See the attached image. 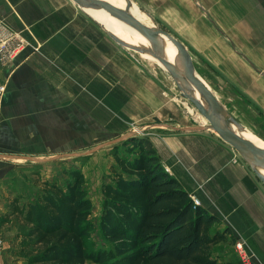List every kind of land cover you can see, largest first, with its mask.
<instances>
[{
	"label": "crops",
	"instance_id": "crops-1",
	"mask_svg": "<svg viewBox=\"0 0 264 264\" xmlns=\"http://www.w3.org/2000/svg\"><path fill=\"white\" fill-rule=\"evenodd\" d=\"M196 2L201 11L209 13L210 9L215 24L233 45L227 60L219 62L227 78V101L210 90L237 128L264 144V0ZM0 23L28 42L10 68L0 66V86L5 90L0 123L2 215L13 194L12 181L19 176L15 172L19 167L10 160L24 159L37 150L30 142L32 135L42 134L40 128L47 119L52 120L51 126L58 120L44 112H53L58 104L83 101L85 95L77 94L73 84L78 79L100 87L96 94L114 93L123 97L120 101H132L133 118L148 119L139 129L159 163L191 198L218 218L220 229L228 228L235 241L242 240L264 264V184L257 177L260 175L199 116L197 122L187 117L178 122L164 120L171 109L151 92H156L155 86L144 85L145 75L136 63L128 57L125 60L123 50L90 14L70 0H0ZM129 95V100L124 99ZM161 108L158 117L153 115ZM68 135L74 142L75 132ZM17 194L32 198L29 193ZM17 226L11 221L6 229L2 264H26L15 238ZM224 245L233 249L229 263H238L234 246Z\"/></svg>",
	"mask_w": 264,
	"mask_h": 264
},
{
	"label": "trees",
	"instance_id": "trees-1",
	"mask_svg": "<svg viewBox=\"0 0 264 264\" xmlns=\"http://www.w3.org/2000/svg\"><path fill=\"white\" fill-rule=\"evenodd\" d=\"M123 148L126 156L113 150V184L102 186L104 248L87 243L96 228L79 171L65 186L41 182L34 200L9 199L2 223L17 221L15 238L26 264H223L214 251L234 246L229 229H220L218 218L164 169L147 140L136 138Z\"/></svg>",
	"mask_w": 264,
	"mask_h": 264
},
{
	"label": "rangeland",
	"instance_id": "rangeland-1",
	"mask_svg": "<svg viewBox=\"0 0 264 264\" xmlns=\"http://www.w3.org/2000/svg\"><path fill=\"white\" fill-rule=\"evenodd\" d=\"M186 1L189 7L184 5L186 3L185 0H176L174 3L173 0H129L130 4H127L125 0H117V3L115 2L111 5L127 13L129 12L145 26L160 28L182 42L189 50L194 71L207 84L209 89L215 93L217 98L226 102L228 96L227 78L220 69L221 65H219V62L220 60H227V52L228 50L230 52L233 50V45L215 24L210 9L209 13L204 12L197 6L196 0ZM82 9L85 13L90 14L102 27L104 14L100 7L94 6L91 11ZM133 32L131 33L132 38H134ZM160 40L175 47L162 34H157L152 39V41ZM117 46L125 53V60L128 57L131 62L136 63L141 75H145L146 81L144 85L147 84L148 86V83L154 85L156 92H151L161 98L164 104L168 105V107L166 105V108L171 109V115H167L164 120L169 121L171 119L174 122H178L180 118L185 119L187 117L196 121V117L199 116L201 122L206 123L194 105L184 98L177 89L176 86L178 84L185 93L182 83L180 82L179 84V81L175 83L157 58L150 60L151 58L143 56L141 53L122 48L118 44ZM138 46L145 48L140 44ZM20 53L21 51L18 55ZM14 60L0 62V66L10 68ZM173 69L177 73L174 67ZM82 82L83 80L76 79L73 84L77 94L85 95V97L83 96V101L71 104H58V106L53 107V112H44V114L53 116L58 120L51 126L52 120L47 119L43 124V129L40 128L42 134L32 135L30 142L33 146H36L37 150L31 155L27 154L24 158L25 160H10L11 164L19 167L15 171L19 176L12 181L11 191L13 194L9 196H11L10 199L12 197L19 198V196L15 195L16 193H20L17 194L20 196L29 193L32 198L25 199L21 198V196L19 199L23 201L34 200L40 190L41 182H56L61 186H65L67 181L73 179L71 173L76 170L79 171L83 175V188L92 206L89 221L96 228L87 243L91 244L89 249L93 248L96 250L105 247L99 237L98 222L103 200L102 186L113 184V172L118 168L113 156V150L117 149L119 154L126 156L123 148L124 143L134 142L136 138L147 140L146 134L142 133L139 127L144 125V123H148V119L143 116L141 121L137 120V116L133 118L132 101H120L123 97L114 93L96 94L99 93L100 87L88 86ZM140 82L141 86H143L142 78H140ZM0 88H3L2 96L5 91L4 86H0ZM110 88L112 90L114 88L113 85ZM1 96L0 123L2 121ZM130 97L129 95L124 97V99L129 100ZM109 98L113 101H106ZM89 99L91 100L86 101ZM68 107L70 108L68 109ZM162 109L157 110L156 114H152L158 117ZM144 113L146 114V112ZM198 124L195 123L196 126H199ZM201 129L209 130L203 127ZM72 132H75L74 142L71 141V135H68ZM134 133L137 135L133 136L132 134ZM129 156L132 157V155ZM259 175L264 181V176ZM7 191L8 194H11L9 190ZM8 204L6 200V212ZM2 218L3 215L0 212V264H2L3 253L7 250V242L4 236L8 235L6 229L10 227L11 221H14L17 226L15 219H10L7 224H4L2 223ZM16 232V235H18V226ZM214 254L218 255V262L223 264L229 263L233 259V249L224 244H220L215 249ZM85 264L95 263L86 262Z\"/></svg>",
	"mask_w": 264,
	"mask_h": 264
},
{
	"label": "water",
	"instance_id": "water-1",
	"mask_svg": "<svg viewBox=\"0 0 264 264\" xmlns=\"http://www.w3.org/2000/svg\"><path fill=\"white\" fill-rule=\"evenodd\" d=\"M76 6H97L106 10L109 14L116 17L117 19L123 21L129 26L135 28L147 39H153L157 34H162L170 43H172L177 51L179 60L181 63V72L182 77L178 76L174 71L172 65L169 61L158 57L157 59L164 66L167 73L176 83L178 80H181L183 83L189 85L191 84L198 92L201 94L203 99L207 104V109L203 106L198 99L191 96L189 93H184V91L178 86L177 89L181 92L184 98H186L202 117L206 119L209 124V128L214 130L216 134L229 146H231L246 162H252L254 164L264 165V148L254 145L253 143L243 139L241 136L233 132L229 126L224 122L226 118L228 121L233 122V120L226 114L225 109L219 103L217 98L214 96L212 91L206 86V84L199 79L194 71V65L192 62L191 55L188 48L176 38H174L170 33L160 29L147 27L142 22L131 16L126 11H123L109 3L102 2L100 0H70ZM127 4H130L129 0H126ZM107 35L119 46L125 49L132 50L137 53L143 52V50L137 46H132L119 39L113 33L106 31ZM225 119V120H226ZM234 123V122H233ZM133 136L137 135L136 133L132 134ZM131 135V136H132ZM248 164V163H247ZM260 179V178H259ZM261 180V179H260ZM264 184V181L261 180Z\"/></svg>",
	"mask_w": 264,
	"mask_h": 264
},
{
	"label": "bare ground",
	"instance_id": "bare-ground-1",
	"mask_svg": "<svg viewBox=\"0 0 264 264\" xmlns=\"http://www.w3.org/2000/svg\"><path fill=\"white\" fill-rule=\"evenodd\" d=\"M100 1L105 2V3H109V4H114L117 0H100ZM81 7L84 8L85 10H89V11H91L94 8V6H91V5H85V6H81ZM101 9H102L101 11L104 14V19L102 21V28L104 30L113 33L115 36H117L119 39L123 40L124 42H126L129 45L137 46V47H139L138 46L139 44L143 45L145 48H143V47L141 48L143 50V52H141V54L143 56L151 58L150 60H152V58L155 59V58H158L160 56L163 59L165 58V60L169 61V63L175 68V70L177 71L178 75L180 77H182L181 63H180V60H179L178 51H177L176 47H173L170 44H168L166 42H163L161 40L160 41H152V39L145 38L135 28L129 26L128 24L124 23L123 21H121V20L117 19L116 17L112 16L111 14H109L103 8H101ZM133 29H134V32H133ZM132 32H133L134 38H132V36H131ZM149 40H151V41H149ZM196 76H197V74H196ZM178 81H179V84H180V82L182 83L183 89L185 90L186 93H189L191 96H193L196 99H198L199 102H201L203 104L205 109H207V105H205L200 100V97L202 99H203V97L201 96V94H199V92L191 84L187 85V84L183 83L181 80H178ZM225 119H224V122L229 126V128L233 132H235L236 134L241 136L243 139L253 143L254 145L264 148V144L262 142L254 139V138H250L249 136H247L244 133L245 130L243 131L242 129L237 128L238 126H236L233 122H232L233 124H230V121H228L227 119L225 120ZM205 121H206V119H205ZM247 163L252 168H254V170L258 174H261V175L264 176V165L262 166L261 164H254V163L249 162V161ZM257 177L260 178L259 176H257Z\"/></svg>",
	"mask_w": 264,
	"mask_h": 264
},
{
	"label": "built area",
	"instance_id": "built-area-1",
	"mask_svg": "<svg viewBox=\"0 0 264 264\" xmlns=\"http://www.w3.org/2000/svg\"><path fill=\"white\" fill-rule=\"evenodd\" d=\"M28 45L23 37L16 33H11L0 23V62L13 61L18 53ZM3 88H0V96ZM198 203L194 198H192ZM234 252L239 264H261L254 254H252L242 240L234 244Z\"/></svg>",
	"mask_w": 264,
	"mask_h": 264
}]
</instances>
